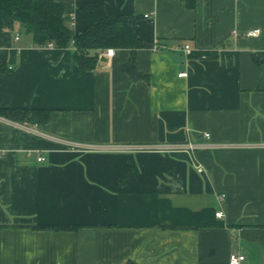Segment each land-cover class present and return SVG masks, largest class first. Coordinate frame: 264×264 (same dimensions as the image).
I'll return each mask as SVG.
<instances>
[{
	"label": "crops",
	"instance_id": "crops-1",
	"mask_svg": "<svg viewBox=\"0 0 264 264\" xmlns=\"http://www.w3.org/2000/svg\"><path fill=\"white\" fill-rule=\"evenodd\" d=\"M59 1L75 33L101 1L153 45L81 73L75 46L0 30V104L52 110L0 116V264H264V0Z\"/></svg>",
	"mask_w": 264,
	"mask_h": 264
},
{
	"label": "trees",
	"instance_id": "trees-1",
	"mask_svg": "<svg viewBox=\"0 0 264 264\" xmlns=\"http://www.w3.org/2000/svg\"><path fill=\"white\" fill-rule=\"evenodd\" d=\"M195 8L197 0H184ZM86 26L80 33L72 29V20L65 13V6L59 0H0V30L21 26L30 34L38 46L52 43L56 47L73 45L79 51V72L96 67L101 50L107 48H128L132 51L151 47L153 41L136 34V18L131 14L114 13L101 1H86L81 6ZM205 56L209 51L202 52ZM124 68L133 77H146L135 66L134 57ZM52 110L32 107H7L0 104V116L21 123L43 124L51 117ZM35 228L69 229L71 225L36 224Z\"/></svg>",
	"mask_w": 264,
	"mask_h": 264
},
{
	"label": "built area",
	"instance_id": "built-area-1",
	"mask_svg": "<svg viewBox=\"0 0 264 264\" xmlns=\"http://www.w3.org/2000/svg\"><path fill=\"white\" fill-rule=\"evenodd\" d=\"M259 31H260L259 28H255L253 30L248 31L247 35H257L259 33ZM16 38H18V37H16ZM49 46H53V44L49 43ZM179 49L183 50L185 52V54H187V55H189V54H191L193 52V49H192V47H191V45L189 43H184L182 46H179ZM114 53H115V48H107L103 52V54H105V55H113ZM180 75L181 76H186L187 72H181ZM30 130L39 133V131L37 129L31 128ZM204 136L206 138H209L210 137V133L209 132H205ZM63 141L68 146L73 145V143L71 141H68V140H63ZM181 146L187 148L191 152H195V150L197 148V144L194 143L191 140H188L187 142L183 143ZM44 159H45L44 156H42V155L38 156V160L39 161H43ZM196 164H197L198 171L202 172L204 170L202 164L200 162H197ZM216 214H217V216L221 217L223 215V212L222 211H218ZM244 259H245V255L244 254H241L239 252H235V253H233L230 256L229 264H242Z\"/></svg>",
	"mask_w": 264,
	"mask_h": 264
},
{
	"label": "rangeland",
	"instance_id": "rangeland-1",
	"mask_svg": "<svg viewBox=\"0 0 264 264\" xmlns=\"http://www.w3.org/2000/svg\"><path fill=\"white\" fill-rule=\"evenodd\" d=\"M20 27H21V26H20ZM21 28H22V27H21ZM22 29H23V28H22ZM23 32H25L24 29H23Z\"/></svg>",
	"mask_w": 264,
	"mask_h": 264
}]
</instances>
